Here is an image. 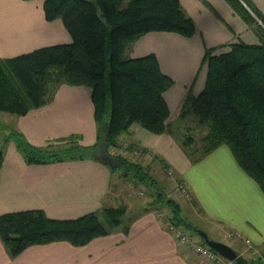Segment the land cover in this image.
Listing matches in <instances>:
<instances>
[{"label": "crops", "instance_id": "1", "mask_svg": "<svg viewBox=\"0 0 264 264\" xmlns=\"http://www.w3.org/2000/svg\"><path fill=\"white\" fill-rule=\"evenodd\" d=\"M238 1L249 11L248 5H252L264 16V0H245L248 5ZM179 2L194 22L191 37L152 31L126 50V55L133 58L154 53L161 70L173 79V85L164 92L170 118L179 114L188 89L193 94L202 89L206 49L260 40L253 24L242 18L230 0ZM69 41L70 35L60 19L45 18L43 0H0V59ZM90 94L87 85L60 84L44 104L14 115L12 128L34 146L69 136H79L81 144L92 145L97 125ZM122 140L145 150L138 158L151 172L161 174L167 168L175 172L192 198L176 199L182 213L186 216L193 211L206 225L199 228L209 239L220 241L215 232L224 233L228 239V233H234L235 240L231 241L237 257L247 264H255L258 258L264 261V192L240 168L226 145L192 162L168 132L153 134L132 124ZM0 150V215L41 209L50 218L73 219L103 206H115L113 166L101 159L88 156L44 164L28 162L15 142L3 135ZM164 163L167 167L162 166ZM167 179L162 176L158 183L169 195ZM162 209L166 210L147 202L130 216L127 233L116 229L83 246L55 241L10 254L0 237V264H204L172 236L158 216ZM193 238L204 243L198 235Z\"/></svg>", "mask_w": 264, "mask_h": 264}, {"label": "trees", "instance_id": "2", "mask_svg": "<svg viewBox=\"0 0 264 264\" xmlns=\"http://www.w3.org/2000/svg\"><path fill=\"white\" fill-rule=\"evenodd\" d=\"M230 1L248 23H256L254 15L264 22V16L252 5L246 3L251 13L238 0ZM43 11L47 20L62 21L70 41L0 59V112L22 115L44 104L60 84L87 85L97 125L96 142L83 145L79 136H69L59 139L64 147L43 150L15 130L7 133L26 161L44 164L88 156L100 159L101 150L107 152L116 146L119 136L137 124L153 134L175 135L192 162L226 145L240 168L264 192L262 27L257 26L262 34L257 43L237 41L222 49H206L202 58L204 85L197 94L189 91L178 120L172 123L164 92L173 85V79L161 70L154 53L133 58L126 55V50L152 31L191 37L194 22L179 0H43ZM186 120L205 129L198 145L193 134L186 133L192 131V122L178 135V128ZM116 158L123 176L149 190L150 205L166 208L176 226L184 225V230L192 231L177 198L164 192L147 167L123 156ZM2 159L0 150V167ZM162 166L167 167L166 163ZM176 183L183 182L177 178ZM125 214L124 206H103L73 219L50 218L41 209L5 213L0 215V237L10 254L55 241L83 246L120 225L127 233ZM232 263L247 264L239 256Z\"/></svg>", "mask_w": 264, "mask_h": 264}, {"label": "rangeland", "instance_id": "3", "mask_svg": "<svg viewBox=\"0 0 264 264\" xmlns=\"http://www.w3.org/2000/svg\"><path fill=\"white\" fill-rule=\"evenodd\" d=\"M243 2H245V0H243ZM254 18L256 19V23H253L254 30L256 31V33L258 34V36L260 38V36H262V34H260L259 28L257 26H260V27H262V29H264V22H262L255 15H254ZM226 45L219 47V48L222 49ZM188 93H189V89H188L187 94ZM178 116H179V114H177L176 117L174 116V117L170 118L171 122L174 123L175 121H177ZM12 117H15V116L13 114H10L7 112H0V136L3 135L5 137V136H7V133H9L11 131L14 132V129L12 128L13 127V125H12L13 118ZM191 122H192L191 120H186L185 123H182V126L180 128H178V130H177L179 136H181L182 133L185 132L184 128L187 127L188 125L190 126ZM196 123L197 122H195V124H194V122H192V124L190 126L192 128V131H188V132L186 131V133L191 132L194 136L195 144L198 145L199 141H200L199 140L200 137L205 133V129L202 126L199 127V125ZM171 136L180 145L179 139L173 134H171ZM122 137H123V135L119 136V139L117 141L116 146L110 147L107 151L108 153L106 152V150H101L100 154L103 155V152L105 151L109 156L111 155V157L116 158L117 156H123V157H125L131 161H136V163L141 164V161L139 160L138 157L141 156L145 150L142 147L132 146L131 143L123 141ZM64 146H65V144H64L63 140L62 141L54 140V141H48L46 144L41 145L39 147L44 148L43 150H45L47 148H50L52 150H57V149H60L61 147H64ZM133 149H140V152L137 155H135L132 153ZM183 152H184V150H183ZM113 167H114L113 168V171H114L113 181L114 182L112 184V192L114 193V195H116V197L114 198V201H116V202L113 205L125 207L126 214L124 216V222L123 223L126 224V223H128L130 216L139 212L141 210V206L147 202L148 203L151 202L152 198L149 196V190H147L146 187H144L143 185H141L137 182H134L132 180V178H129L127 176H123L121 174L122 173L121 170L117 169L116 166H113ZM149 172L155 176V178L158 180V182H160V177H162V176L168 178L167 179L168 184L166 182V188L168 190H170L169 196L179 198V199L185 198L184 196H182V194H181L182 192L177 188V183H176L177 177L175 176L174 171H173L172 175L168 172V169H167V171L159 172L161 174H158L155 171L151 172L150 170H149ZM161 181H162V179H161ZM163 184H165V183H163ZM181 204H185V203L182 202ZM186 206L189 207L188 205H186ZM182 215L186 218L187 222H189L192 226H194L198 229H200L199 228L200 225L202 226V228H204V226L206 227V225H204L202 222H199L198 217L195 215V213L193 211H192V213H189L186 216L183 213H182ZM122 227H123V225H120L117 228H115L114 230L120 229ZM191 232H194V231L192 230ZM191 232L189 231V233L192 237H195L197 235L196 232H195V235L192 234ZM215 233H216V238L219 239L220 242H223V243L229 245L230 247L234 248L233 243L231 241V240H235L234 238L236 237V235L234 233L233 234L228 233L229 239L226 237V235L224 233H218V232H215ZM249 249H251V248H249ZM247 253H250V252H247ZM193 254L196 255L195 253H193ZM196 256H198V255H196ZM247 256H249V255H247ZM201 259H202L204 264H216V263H212V262L208 261L207 259H203V258H201ZM223 259H225V258L223 257L222 260ZM225 260H227V259H225ZM262 263H264V261H261V258H258L255 261V264H262ZM230 264H232L231 261H230Z\"/></svg>", "mask_w": 264, "mask_h": 264}, {"label": "built area", "instance_id": "4", "mask_svg": "<svg viewBox=\"0 0 264 264\" xmlns=\"http://www.w3.org/2000/svg\"><path fill=\"white\" fill-rule=\"evenodd\" d=\"M142 150V149H141ZM140 152V149H133L132 153L137 155ZM168 172L172 175L173 171L168 169ZM177 188L182 192V196L186 199H190V192L187 186L184 183H177ZM177 189V190H178ZM169 211L160 210L158 211V216L166 222V226L172 236L186 248L191 250L193 253L198 255L200 258L207 259L208 261L216 264H230V261L223 259L218 253L208 247L205 243L196 242L190 233L183 228L176 226L171 219H169ZM233 234V233H232Z\"/></svg>", "mask_w": 264, "mask_h": 264}, {"label": "water", "instance_id": "5", "mask_svg": "<svg viewBox=\"0 0 264 264\" xmlns=\"http://www.w3.org/2000/svg\"><path fill=\"white\" fill-rule=\"evenodd\" d=\"M100 159L102 162H104L108 165L117 166V158L109 156L105 151L103 152V155H101ZM190 228L194 232H196V234L204 241V243L208 247H210L212 250H214L220 256L224 257L225 259H227L229 261H233L237 257L235 250L232 247H230L229 245H227L223 242H220V241H215V240L209 239L204 231H202L201 229H198L192 225L190 226Z\"/></svg>", "mask_w": 264, "mask_h": 264}]
</instances>
